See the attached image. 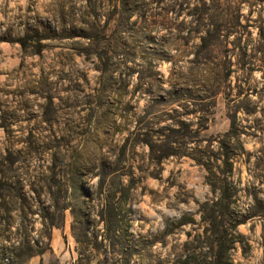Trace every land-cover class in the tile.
Returning <instances> with one entry per match:
<instances>
[{
  "label": "rangeland",
  "instance_id": "1",
  "mask_svg": "<svg viewBox=\"0 0 264 264\" xmlns=\"http://www.w3.org/2000/svg\"><path fill=\"white\" fill-rule=\"evenodd\" d=\"M0 264H264V0H0Z\"/></svg>",
  "mask_w": 264,
  "mask_h": 264
}]
</instances>
